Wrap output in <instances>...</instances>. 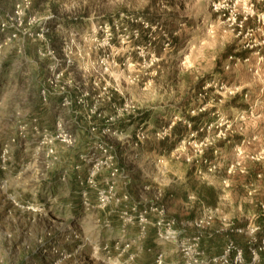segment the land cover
Returning a JSON list of instances; mask_svg holds the SVG:
<instances>
[{
    "label": "rangeland",
    "instance_id": "1",
    "mask_svg": "<svg viewBox=\"0 0 264 264\" xmlns=\"http://www.w3.org/2000/svg\"><path fill=\"white\" fill-rule=\"evenodd\" d=\"M155 202L264 238V0H0V264H154Z\"/></svg>",
    "mask_w": 264,
    "mask_h": 264
},
{
    "label": "built area",
    "instance_id": "2",
    "mask_svg": "<svg viewBox=\"0 0 264 264\" xmlns=\"http://www.w3.org/2000/svg\"><path fill=\"white\" fill-rule=\"evenodd\" d=\"M23 128L25 129V127ZM7 153L8 147L5 148L3 155L5 156ZM117 172V169L113 170L112 176L115 177ZM113 188L114 186H111V189ZM101 195L105 201L107 198H105L104 193ZM152 217L155 219L153 220ZM214 217L213 211L208 210L203 216L195 218L191 222L180 224L176 218L168 215L166 206L159 202L146 205L132 203L121 211V218L124 223H136L142 237H146L150 225L155 227L159 248L155 251L154 264H264V238L259 243L251 245L247 252L233 241H229L222 253L209 255L203 246V238L208 229L212 228ZM223 226L216 231L218 233L224 232L233 224L224 223ZM190 229H194L195 232L191 233ZM234 230L241 234L244 233V230L239 227ZM256 230H258L257 227L253 228L251 233H255ZM167 244H173L175 247L177 254L175 263H166V252L161 246ZM105 249L109 250V246L106 245Z\"/></svg>",
    "mask_w": 264,
    "mask_h": 264
},
{
    "label": "trees",
    "instance_id": "3",
    "mask_svg": "<svg viewBox=\"0 0 264 264\" xmlns=\"http://www.w3.org/2000/svg\"><path fill=\"white\" fill-rule=\"evenodd\" d=\"M146 18H147V20H150V17H146ZM236 56H242V54H238ZM200 116L201 115H198V116H195V117H190V119H189L190 120V124L192 123V125L194 127H198L201 124V122H202V119H201ZM147 118H148L147 115H140L139 117H133L132 116V117L129 118L128 122L121 121V122H119V125H121L123 128H127V127H129V126H131L133 124H137V123H139V122H141L143 120H146ZM171 133L175 136V138L177 140H181L182 138L186 137V134H187L185 129L183 127H181V124H179V123L175 124V126L172 128ZM165 144L166 143L164 142L163 146H166ZM120 168H122V167H120ZM76 206L79 209L82 207L81 206V201L79 199L76 201ZM261 220H260V223L264 224L263 220L262 221ZM155 233H156L155 229L151 230V232L149 233V237H148L147 242H146V247L147 248L155 247V245H156L155 241H154L155 240V235H156ZM261 233L263 235L262 237H264V229L262 230ZM260 236H261V234H260ZM214 242H215L214 239H210V245H212Z\"/></svg>",
    "mask_w": 264,
    "mask_h": 264
},
{
    "label": "crops",
    "instance_id": "4",
    "mask_svg": "<svg viewBox=\"0 0 264 264\" xmlns=\"http://www.w3.org/2000/svg\"><path fill=\"white\" fill-rule=\"evenodd\" d=\"M167 246H171L172 249L170 250V252H168V250L166 248ZM156 247L159 248L158 245ZM161 248L166 252V257L168 256L166 259L167 263H169V262L175 263L177 261V254L175 252V249H173L172 245L167 244V245L161 246Z\"/></svg>",
    "mask_w": 264,
    "mask_h": 264
}]
</instances>
